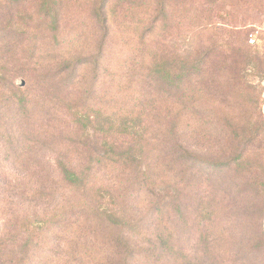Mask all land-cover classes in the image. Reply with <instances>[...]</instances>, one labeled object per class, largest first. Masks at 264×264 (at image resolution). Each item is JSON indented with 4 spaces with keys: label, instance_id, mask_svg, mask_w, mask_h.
Here are the masks:
<instances>
[{
    "label": "trees",
    "instance_id": "16d2710c",
    "mask_svg": "<svg viewBox=\"0 0 264 264\" xmlns=\"http://www.w3.org/2000/svg\"><path fill=\"white\" fill-rule=\"evenodd\" d=\"M134 1L0 0V156L14 163L0 181V264H264V115L246 80L264 77L256 34L241 44L231 32L219 51L216 38L142 50L124 66L106 50L133 40L117 35L134 29ZM70 5L88 11L98 50L57 56L27 72L29 88H13L5 45L54 29ZM167 13L162 5L148 29L168 32ZM148 37L137 46L151 48ZM38 106L44 127L32 123ZM48 225L62 227L57 241L69 233L65 249L33 261Z\"/></svg>",
    "mask_w": 264,
    "mask_h": 264
},
{
    "label": "rangeland",
    "instance_id": "374dc122",
    "mask_svg": "<svg viewBox=\"0 0 264 264\" xmlns=\"http://www.w3.org/2000/svg\"><path fill=\"white\" fill-rule=\"evenodd\" d=\"M90 3L91 1H89V5H91ZM82 5L86 8L91 7L87 3H82ZM162 5L166 7V11L168 12L167 17L173 20L171 28L168 32H160L158 26L148 29L150 21H155L157 11L161 9ZM77 6L70 5L66 10L61 11L58 25L54 27L55 30L48 29L47 24H40V27L20 33L21 36L11 37L12 42L7 43L4 50L10 53V56L16 60V64H12V69L16 71L11 76L13 88H20L22 90L29 88L27 72L29 73L33 69H48L57 56L90 55L98 50L97 41L99 33L96 34V31L88 27L91 25L88 11L84 10V8H77ZM131 6L134 7L132 12L134 29L127 31L121 28L117 36L120 38L129 35L133 40L125 43L118 40L106 50V52L118 55L121 64L124 66L129 62H124L126 56L142 50H157L160 48L181 52L187 49H205L208 47L210 43L209 39L211 38L217 39V51H219L225 42L230 43L227 40L231 32L237 33V38H239L242 44L244 42V35H246L245 31H248V29L256 34L254 45L264 55V0H136ZM33 19L38 20L37 18ZM147 19L149 23H147ZM212 28L216 29L214 36L212 35V31H210ZM217 28L222 30H218L219 33H217ZM80 34H82L80 40H71ZM140 34H147L149 36L148 39H152L151 48L145 47L143 49L137 46L136 39ZM53 37L58 38V43L53 42ZM163 38L171 40L175 46L169 45L168 47L161 48L162 45L158 44L157 41H162ZM216 62H218L217 58L212 57L211 64L209 65H212L215 69ZM231 62L233 61L229 60L227 63V78L233 73V70L230 69ZM260 74L248 73L246 80L251 87L256 89L257 98L259 101H262L261 110L264 115V77ZM22 82L24 86L20 87L19 85ZM221 92L224 94L225 91L223 92L220 88L219 90L217 89L216 95ZM259 95H261V98ZM236 100L238 101L239 98L230 96L228 101L232 103L229 109V112L232 114L238 112L237 108L233 106ZM205 102L208 103L207 100ZM37 108L32 123L36 127L42 124V127H44V121L39 113L41 109L39 106ZM33 130L36 133V137L43 135L42 131L37 130V128ZM46 134L57 135V133ZM262 161L264 162V160ZM23 162L24 160L22 159L21 161H17L16 164H22ZM10 163L13 162L0 156V181L9 178L7 166L11 165ZM262 226L264 229V221ZM48 229L54 230L53 236H51L52 238L47 243L35 248L32 253L33 261L43 260L47 257H56L55 251L65 249L69 233L61 234L63 238L57 241L54 238V233H62V227L48 225Z\"/></svg>",
    "mask_w": 264,
    "mask_h": 264
},
{
    "label": "built area",
    "instance_id": "2783aa9c",
    "mask_svg": "<svg viewBox=\"0 0 264 264\" xmlns=\"http://www.w3.org/2000/svg\"><path fill=\"white\" fill-rule=\"evenodd\" d=\"M254 41L253 40H250V43H253Z\"/></svg>",
    "mask_w": 264,
    "mask_h": 264
},
{
    "label": "water",
    "instance_id": "95a60500",
    "mask_svg": "<svg viewBox=\"0 0 264 264\" xmlns=\"http://www.w3.org/2000/svg\"><path fill=\"white\" fill-rule=\"evenodd\" d=\"M21 85H23V82L21 83Z\"/></svg>",
    "mask_w": 264,
    "mask_h": 264
}]
</instances>
